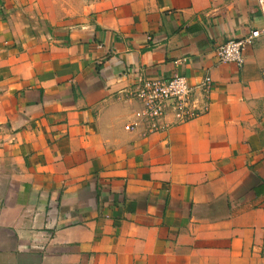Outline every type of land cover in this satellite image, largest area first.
I'll return each instance as SVG.
<instances>
[{
    "label": "crops",
    "instance_id": "obj_1",
    "mask_svg": "<svg viewBox=\"0 0 264 264\" xmlns=\"http://www.w3.org/2000/svg\"><path fill=\"white\" fill-rule=\"evenodd\" d=\"M263 69L264 0H0V264H264ZM135 71L208 110L126 129Z\"/></svg>",
    "mask_w": 264,
    "mask_h": 264
},
{
    "label": "built area",
    "instance_id": "obj_2",
    "mask_svg": "<svg viewBox=\"0 0 264 264\" xmlns=\"http://www.w3.org/2000/svg\"><path fill=\"white\" fill-rule=\"evenodd\" d=\"M263 31L253 30L247 37L228 39L216 49L219 63H236L242 66L245 62L244 51ZM134 80L129 90L131 98L139 105V119L126 125V129L133 130L145 121L150 132H162L168 128L187 123L208 110V104L200 103L195 88L203 96L209 94L212 85L210 75L204 76L202 81L193 87L184 75H174L169 78L150 77L141 71H135ZM264 79V69L262 70Z\"/></svg>",
    "mask_w": 264,
    "mask_h": 264
}]
</instances>
